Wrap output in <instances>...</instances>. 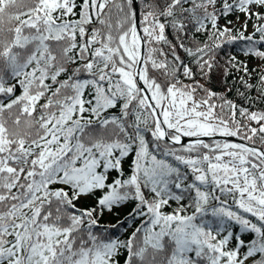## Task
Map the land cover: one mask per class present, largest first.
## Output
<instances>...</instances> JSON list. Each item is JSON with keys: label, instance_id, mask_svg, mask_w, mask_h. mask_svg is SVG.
Returning <instances> with one entry per match:
<instances>
[{"label": "snow or ice", "instance_id": "snow-or-ice-1", "mask_svg": "<svg viewBox=\"0 0 264 264\" xmlns=\"http://www.w3.org/2000/svg\"><path fill=\"white\" fill-rule=\"evenodd\" d=\"M237 41L264 0H0V264H264V110L202 82Z\"/></svg>", "mask_w": 264, "mask_h": 264}, {"label": "trees", "instance_id": "trees-1", "mask_svg": "<svg viewBox=\"0 0 264 264\" xmlns=\"http://www.w3.org/2000/svg\"><path fill=\"white\" fill-rule=\"evenodd\" d=\"M236 15H241L239 13L232 14L226 18H221L223 22L229 21L230 18ZM255 20L248 22L250 28L248 33L250 34L253 31V24ZM241 25L233 23L230 27L235 30H238ZM222 27V26H221ZM198 39H204L203 34H197ZM257 35V39H258ZM188 43V41H186ZM247 47V42L237 41L234 44H225L222 49L218 51L215 60L216 66L213 67L208 77H205L202 82H206V86L212 91L216 92L219 95H225L227 99L233 101L240 107L251 108V110H264V100L259 98V94L256 88L251 90L246 89L241 83L240 78L243 76L245 80H249L251 83L256 84L258 81V76L261 71V68H264L262 64L256 57L246 56L244 49ZM183 55V53H181ZM232 58H235L234 60ZM253 61L254 63H250ZM239 64L241 67L239 70L232 67V64ZM246 65L249 71H253V76L248 77L243 71V67ZM197 79H201L198 75ZM230 89V90H229ZM240 93H244V96H241ZM251 101V102H250ZM219 103V101H216ZM239 118V117H238ZM259 143V141H257ZM116 214L108 215L102 218V223L107 224L108 222H115Z\"/></svg>", "mask_w": 264, "mask_h": 264}, {"label": "rangeland", "instance_id": "rangeland-1", "mask_svg": "<svg viewBox=\"0 0 264 264\" xmlns=\"http://www.w3.org/2000/svg\"><path fill=\"white\" fill-rule=\"evenodd\" d=\"M237 17H239V19H237ZM244 19L245 18L243 17V15H236V16H233L232 18H230V20L232 21V24L236 23V24H239V25H241V23L243 22ZM219 23H220V25L222 27L225 26V25H228V21L223 22L221 19L219 20ZM228 26L230 27L231 25H228ZM249 28H250V24H248V29ZM250 63H254V62L250 61Z\"/></svg>", "mask_w": 264, "mask_h": 264}, {"label": "water", "instance_id": "water-1", "mask_svg": "<svg viewBox=\"0 0 264 264\" xmlns=\"http://www.w3.org/2000/svg\"><path fill=\"white\" fill-rule=\"evenodd\" d=\"M231 140H233L234 142H240L239 140H237L236 138H230Z\"/></svg>", "mask_w": 264, "mask_h": 264}]
</instances>
